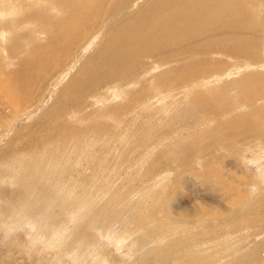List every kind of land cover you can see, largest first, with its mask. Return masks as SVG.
Listing matches in <instances>:
<instances>
[{"label": "rangeland", "instance_id": "1", "mask_svg": "<svg viewBox=\"0 0 264 264\" xmlns=\"http://www.w3.org/2000/svg\"><path fill=\"white\" fill-rule=\"evenodd\" d=\"M259 3L250 4L256 26L251 32L258 51L253 48L250 54L236 55L212 51L206 56V76L210 77L202 86L195 78L188 82V87L199 86L212 105L210 112L198 111L191 96L163 97L168 89L157 87L153 60L145 58L146 69L136 76L139 82L128 83L132 89L142 84L144 94L137 99L127 104L117 84L110 83L84 97L79 108L68 107L58 114L53 124L61 122L59 128L42 127L35 140L25 135L13 139L11 155L0 159V264H234V259L260 242L256 264H264V209L256 208L254 187L249 183L240 187V194L253 198L251 207L244 206V200L239 205L227 202L215 188L216 181L227 180L229 159L256 180L247 177L248 182L260 184V190L264 187L263 162L254 157L259 151L245 142L221 147L215 133L216 125L230 114L249 110L245 95L255 79L262 91L253 100L264 104V24L259 22L264 20V5ZM109 19L102 24L112 22ZM14 32L20 45L13 59L0 57V74L15 68L34 43L45 40V33L34 30L31 23L15 27ZM104 32L101 27L76 50L74 61L35 93L39 98L27 109L14 116L0 104V122H9L0 127V148L22 128L37 126ZM249 61L256 63L254 72L250 70L254 77L242 80L236 70ZM215 76L219 80L210 83ZM182 84L168 87L175 94ZM263 122L258 135L264 132ZM202 199L232 209L234 222L221 211L192 215ZM183 208L191 211L189 216L181 213Z\"/></svg>", "mask_w": 264, "mask_h": 264}, {"label": "bare ground", "instance_id": "2", "mask_svg": "<svg viewBox=\"0 0 264 264\" xmlns=\"http://www.w3.org/2000/svg\"><path fill=\"white\" fill-rule=\"evenodd\" d=\"M136 1L0 0V57L3 56V59L6 60L13 59L14 49L20 45L15 40L18 38L14 32L15 27L18 28L23 23H31L34 30L45 33V40L34 43L26 56L17 61L15 68L5 74H0V93L3 95V102L0 104L6 106L4 107L6 109L10 108L11 115L14 116L32 105L34 98L38 97L35 93L38 94L45 89L46 84L53 81V79L51 81L52 76L63 72L66 66L74 61L75 52L77 53L93 34L99 33L101 27L105 28L101 42L76 66L72 75L68 77L55 95L52 105L35 124L37 126L31 129L30 127L22 128L10 138L6 145L0 148V159L11 155L10 145L19 135H25L27 139L35 140L41 133L42 127L47 128L53 124L58 114L68 107L79 108L84 97L107 87L110 83L117 84L118 92L128 99L127 104L128 101L130 103L140 97L144 94L142 93V84L139 83L138 89L134 88V90L128 83L135 82L137 84L139 82L136 76L138 72H141L140 70L146 69L143 67L145 58L153 60L152 69L155 71L153 77L157 87L161 90L168 89L166 90L167 95L163 97L169 99L178 96V94L179 97L191 96L190 99L196 104L198 111L210 112L212 105L207 97L200 92L199 86H187L188 82L193 81L194 78L196 81L199 80L202 86V82L204 83L210 77L206 76L208 71L206 67L208 64L207 54L220 50L230 51L235 55L250 54L253 52V48L257 50L256 40L251 32L256 26L250 15V4L260 2L264 5V0H140L137 6L133 7ZM38 3L51 7L53 12L50 14L42 4ZM109 18H113L112 22L107 25L102 24ZM259 22L264 24L263 19H260ZM19 37L22 36L19 35ZM172 61L177 62L178 65L163 67ZM255 64L251 61L244 68H238L236 73L242 74V80L253 78L254 74L250 70H254ZM246 70H249L250 74L245 76L243 72ZM217 80H219V76L211 78L209 82L215 83ZM255 80L250 81L252 83H249L251 84L249 90L245 87L249 92L245 95L249 110L243 112L242 108L230 114L226 120L219 122L220 125H216L215 133L219 137L217 140H220L221 147H227L228 143L245 142L252 149L259 151L254 157L258 163L262 164L263 162L261 169L264 174V132L258 135L260 123L264 120V104L261 105L253 100L262 91L260 83H255ZM180 82L184 84L180 85L174 94L171 87L168 86L174 88ZM182 87L183 89H181ZM56 122L53 126L59 128L63 125L61 122ZM0 123V127L9 125V122L6 121ZM250 137L255 139L250 141ZM203 141L206 143L205 140ZM209 145L211 147V143ZM228 151L234 152L235 150L229 149ZM207 164L206 162L205 166ZM228 166L230 168L229 172H226V182H222L221 179L220 183L216 181L218 186L215 188L219 190L220 196L228 199L229 203L233 201L232 204L239 205V202L244 200V206L248 207L253 204L252 197L254 196L246 197L240 194V187L244 183H249L258 189V194L255 195L257 198H254L258 200L256 208L258 211L263 210L264 193L261 191L264 187L260 190V184L248 182L250 179L249 174L247 175L248 172L245 173L241 171L242 169L238 170L232 164L231 159H229ZM202 172H206L205 175H210L207 171ZM183 182L184 180H182ZM210 187L212 188V186ZM201 201L197 209L192 211V215H213L221 211L228 213L227 215L224 213L226 218L232 219L231 222H234L231 217L234 213H232V209L226 208L222 203L218 205L214 204L215 202L209 204L210 201L205 199ZM182 211L183 215L189 216L191 213L187 208H183ZM227 222L229 223V221ZM260 244L261 242L255 244L248 252L234 259L233 263L256 264V261H259L261 257Z\"/></svg>", "mask_w": 264, "mask_h": 264}, {"label": "clouds", "instance_id": "3", "mask_svg": "<svg viewBox=\"0 0 264 264\" xmlns=\"http://www.w3.org/2000/svg\"><path fill=\"white\" fill-rule=\"evenodd\" d=\"M251 194L253 196L257 195L258 194V189H256V188L251 189Z\"/></svg>", "mask_w": 264, "mask_h": 264}]
</instances>
